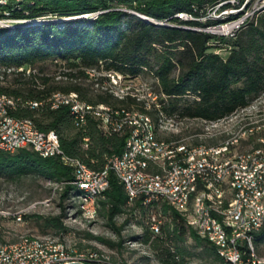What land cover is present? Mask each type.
Returning <instances> with one entry per match:
<instances>
[{"label":"trees","instance_id":"trees-1","mask_svg":"<svg viewBox=\"0 0 264 264\" xmlns=\"http://www.w3.org/2000/svg\"><path fill=\"white\" fill-rule=\"evenodd\" d=\"M218 1L0 0V19L76 16L64 21L0 27V82L7 79L8 83L0 84V93L16 101L12 116L33 124L40 131H54L67 156L80 160L94 171H104L111 154L121 156L125 152L129 129L113 132L102 119L93 115H88L85 123L78 125L70 106L51 109L49 100L54 95L76 93L81 102L94 107L105 106L113 112L135 111L150 117L157 114L153 121L159 124L162 114L167 118L218 122L249 107L264 93V11L229 38L195 30L216 25V19L178 18V14H202ZM127 10L173 26L147 21ZM96 11L99 13L94 17L80 16ZM225 46L229 50L222 55L220 51ZM48 61L64 64L60 77L75 81L64 85L51 83V78L43 74L42 65ZM37 64L41 65L38 71H32ZM175 69L179 70L177 76L172 75ZM89 70L125 76L149 70L166 98H158L161 109L156 103L150 105L154 112L144 105L139 110L128 109L133 103L137 105L136 96L128 93L118 98L110 89V92L106 89L91 95L89 87L76 81L91 78ZM9 75H13L10 80ZM97 77L101 81L106 78ZM29 103L40 105L32 108ZM252 147L260 148L262 144L255 142ZM24 176L63 186L61 197L70 200L77 217L80 216L81 204L76 198L82 191L71 184L74 181L72 170L58 158H43L28 149L12 154L0 152V177ZM98 205V216L102 215L107 226L118 235L121 226L117 225L116 217L125 214L123 225H126L129 218L139 216L136 220L142 232L133 238L150 242L164 264L180 260L183 251L176 241L188 236L196 242H205L210 254L220 264H225L216 246L204 234L196 233L189 219L166 203L154 204V219L160 222V233L154 234L150 204L145 205L143 198L130 203L124 183L113 171L109 172V187L100 196ZM64 215L60 213L45 219L48 226L56 229L54 234L68 232L62 222ZM87 236L95 238L89 233ZM254 241L256 248L264 242V230L255 235Z\"/></svg>","mask_w":264,"mask_h":264},{"label":"bare ground","instance_id":"bare-ground-1","mask_svg":"<svg viewBox=\"0 0 264 264\" xmlns=\"http://www.w3.org/2000/svg\"><path fill=\"white\" fill-rule=\"evenodd\" d=\"M252 9L253 2L251 0L243 2L237 0V2H233L232 13L209 16V19L222 20L214 26L229 25L238 21V16L245 15ZM263 11L264 1L256 5L257 14H250L249 23L255 21ZM212 12H219V5L214 6ZM180 15L183 14H178L179 19ZM194 18L196 17H189L188 20H194ZM150 20L156 24L170 25ZM201 21L204 20L201 19ZM224 21L228 22L224 23ZM205 29L195 30L207 32ZM219 36L230 37L228 34ZM114 76L121 75L114 74ZM114 85L118 84L114 83ZM121 92L123 93V90ZM262 101H264V94L245 108L253 110L248 115L247 124L241 125L240 120H235L233 125L235 130L220 145L189 147L181 141L160 140L157 135V127L147 114L126 110L113 112L105 106L94 107L81 102L76 93L56 94L49 100L51 109H56L60 105L70 106L78 125L84 123V118L80 117L79 113L73 112L77 106L86 112L85 121L88 115H93L97 119H102L108 130L122 132L129 129L130 133L125 152L121 156L114 154L112 163L111 159L108 160L109 164L104 171H94L80 160L67 156L54 133L57 141L55 152H59V159L77 169L78 176L86 174L87 177L98 178L113 171L124 183L130 203L142 198L134 195V185L135 189H143L148 181L159 179V172L162 169L170 171V184L153 185V205L161 202L166 203L176 212L186 216L193 227H201L200 236L204 234L216 246L225 264H258L263 262L264 258L258 256L254 239L258 232L264 230V219L258 222L255 218H247V236H242V227L240 226L245 219V213H251V209H258L264 203V179H262L264 170H260L264 169V118H261L264 116L262 115L264 114V104L261 103ZM39 105L38 103H29L32 108ZM16 107L17 103L14 98L0 93V137L10 136V129H8L10 119L13 122L22 123L24 126L35 127L31 123L11 115ZM157 108L159 109L158 106ZM245 109L242 111H246ZM164 120L178 128L179 123L174 118L168 119L162 114L160 121ZM228 120L230 118L218 122L204 121V123L214 135H222L225 133V130L222 129L223 125ZM256 134H261L257 142L262 144V147H251L250 150L244 152L237 151L236 148L246 137ZM215 150H217L216 153H214ZM215 167H218V174ZM126 170L130 173V177L126 172H122ZM139 174H143V177H139ZM73 180L71 184L82 191L76 198L81 204L79 219L88 223L95 221L98 218V200L105 190L97 193L93 189L80 186L77 179ZM143 202L145 205L150 204V199L143 198ZM154 208L155 206L153 207V216ZM21 219L20 215L18 220ZM154 221L156 225L153 224L151 229L154 234H158L156 226H159L160 233V222L156 219ZM225 223H231V227L228 228ZM213 232H218L219 236H213ZM239 245L242 247V252L235 254V260H229V252L237 251ZM0 258V264H25L28 260L30 263H39L45 260L60 261L63 258L67 264L70 262L106 264L103 260L104 256L98 252L80 250L67 239H56L50 236H24L17 243L2 247Z\"/></svg>","mask_w":264,"mask_h":264},{"label":"rangeland","instance_id":"rangeland-1","mask_svg":"<svg viewBox=\"0 0 264 264\" xmlns=\"http://www.w3.org/2000/svg\"><path fill=\"white\" fill-rule=\"evenodd\" d=\"M127 11L129 12L132 10ZM98 13L99 11H96L80 16L94 17ZM75 17L76 16H47L45 18L38 17L33 19H11L6 17L0 19V27L11 28L17 24L31 23L40 20L64 21ZM216 20L222 21L220 19ZM227 22L228 21H224V23ZM228 50L229 48L225 46L224 50L220 51V53L225 55ZM63 65L64 64L61 65L60 62H45L42 65L44 67L43 74L51 78V83L64 85L70 81L74 82L75 80H66L65 77H60L59 72ZM39 66L41 65L37 64L32 71L37 72ZM1 71L3 70L1 69ZM89 72L91 73L89 75L91 78H79L76 81L82 83L85 87H89L91 95L110 89L112 95L118 98H122L121 96H126L128 93L136 96L135 102H137V105L133 103L128 109L139 110V107L144 105L146 109L154 112L152 106H150L154 103L151 100L152 96L156 94L158 98L161 97L165 99L161 95V90L155 75L149 70H143L136 76L126 75L124 78L122 76V80L118 85L108 82L105 78L101 81V79L97 77L105 76V71L89 70ZM178 73L179 70L175 69L172 75L177 76ZM12 77L13 75H9L7 78L10 80ZM0 79H2V77ZM0 84L7 85V79L3 80V82L1 81ZM122 90L123 93L121 92ZM261 103L264 104V101ZM242 110L229 117L230 120L223 125L222 129L225 130V133L222 135H214L213 132H210L204 121L190 118H174V120L179 123L178 128L175 125L172 126L166 120L163 122L159 121V124H155L157 127V135L160 140L181 141L186 143L189 147L199 145L207 147L218 146L231 136V132L233 133L235 130L233 125L236 121L240 120L241 125L244 123L247 124L249 119L248 115L251 113L252 109H245L246 111ZM151 117H157V114H153ZM261 118H264V116ZM153 120L155 121L154 118ZM226 130H228V132H226ZM260 135L261 134H256L251 137H246L236 148L237 151L244 152L250 150L253 144L258 141ZM61 189L60 185L35 176H24L15 179L0 177V249L6 245L17 243L24 236H50L56 239H67L80 250L85 249L84 251L93 250L98 252L100 255L104 256L103 260L106 264H164L158 259L150 242L143 243L133 238L134 235L142 232L136 220V218L139 219V216H136V218H129L126 225H123L126 217L125 214L116 217L115 221L117 225L121 226L120 235H118L107 226L106 220L102 215L98 216L95 221L90 223L80 220L75 212L76 209L71 206L70 200H65L61 197ZM60 213H65L62 222L66 229H68V232L54 234L56 229L48 226L45 219ZM23 214H25V216H23ZM20 215L22 219L18 220ZM87 233L95 236V238L87 236ZM176 245L183 253L180 260L173 264H220V262L210 254L209 248L206 246L205 242H196L192 236L177 240ZM257 253L260 257L264 258V242L257 244Z\"/></svg>","mask_w":264,"mask_h":264},{"label":"built area","instance_id":"built-area-1","mask_svg":"<svg viewBox=\"0 0 264 264\" xmlns=\"http://www.w3.org/2000/svg\"><path fill=\"white\" fill-rule=\"evenodd\" d=\"M253 2V9L250 10L248 13L242 16H238V21H235L233 24L229 25H222V26H214V25H206L205 31L214 34H228L230 37H234L236 33L243 27L249 24V16L250 14H257L256 13V5L260 4L264 0H251ZM233 2H237V0H219L214 5H219V12H212V5L205 8V11L202 14L197 16L194 15H180L181 19L188 20L189 17H201L204 21L209 19V16H222L226 13H232ZM230 3L229 6H225V4ZM202 11V10H201ZM89 75L91 74L88 71ZM121 76H114V73L108 71L105 73V79L107 81L114 82L118 84L122 79ZM111 79V80H110ZM161 95L165 97V95L161 92ZM156 105L161 109V102L158 100V96L154 94L151 99ZM3 103V102H1ZM4 107V104H3ZM73 112L79 113V116L84 118L85 123V113L82 109L77 106V109ZM8 129H10V136L0 137V152L12 154L17 152L20 149H28L40 157L48 158V157H55L59 159V152H55V145H57L56 136L53 132H45L39 131L37 127L32 126H24L22 123L13 122L10 119V124L8 125ZM85 141H87V137H85ZM217 150L214 151L216 153ZM261 156V155H258ZM65 166L69 167L72 170L73 179H77L79 181L80 186H84L87 189H93L97 193L100 191L106 190L109 187L108 181V172L107 174L100 176L98 178H90L85 176H78L77 169H75L72 165L65 163L63 160L59 159ZM113 161V154H111V163ZM259 169V166H258ZM264 170V169H260ZM215 171L218 174V167H215ZM128 177H130V173L126 171ZM139 177H143V174H139ZM264 179V177H262ZM160 184H170V171H164L163 169L159 172V179L158 180H151L148 181V184L143 189H135L134 185V195L140 196L142 198H149L150 199V207H151V216H152V224L156 225L153 216V185H160ZM184 217V216H182ZM247 218H255L259 221H263L264 219V203L258 209H251V213H245V219L240 227H242V236H247L246 233V226H247ZM227 227H231V223H225ZM158 228L159 234V226ZM192 227V226H191ZM196 233L200 235V228L201 227H193ZM263 230V229H259ZM213 236H219L218 232H213ZM212 236V237H213ZM211 239V238H210ZM11 251V250H10ZM237 252H242V247L239 245L237 251L229 252V260H235V254ZM1 259V258H0ZM25 264H67L64 262V258L60 261H42L39 263H30V261H26Z\"/></svg>","mask_w":264,"mask_h":264},{"label":"water","instance_id":"water-1","mask_svg":"<svg viewBox=\"0 0 264 264\" xmlns=\"http://www.w3.org/2000/svg\"><path fill=\"white\" fill-rule=\"evenodd\" d=\"M129 12H131V13H133V14H136V15H138V16L144 18V19L147 20V21L152 22L149 18H147V16H144V15H142V14H139V13H137V12H135V11H129ZM38 22H45V21H44V20H40V21H33V22H31V23H38ZM12 27H13V26H12ZM68 264H83V263H80V262H70V263H68ZM258 264H264V261H263V262H260V263H258Z\"/></svg>","mask_w":264,"mask_h":264}]
</instances>
